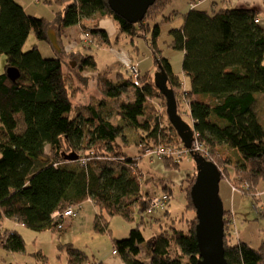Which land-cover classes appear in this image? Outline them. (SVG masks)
Masks as SVG:
<instances>
[{
  "label": "trees",
  "instance_id": "1",
  "mask_svg": "<svg viewBox=\"0 0 264 264\" xmlns=\"http://www.w3.org/2000/svg\"><path fill=\"white\" fill-rule=\"evenodd\" d=\"M52 1L62 6L56 22L27 14L16 0H0V60L2 55L6 56L5 70L0 73V220L7 217L36 231L57 230L61 221L52 217L56 210L63 211L91 198L102 211L95 216V228L105 232L110 227L103 212L133 220L135 205L150 210L151 195L141 193V184L151 173L139 164L144 159V149L159 143L182 146L184 142L168 115L158 109L155 100L161 99L167 113L166 97L150 72L140 71L136 81L126 70L114 74L111 70L96 71L97 56L84 48L112 45L109 32L99 24L100 19L108 17L117 23L119 38L124 34L130 38L133 50L140 48L136 38L145 39L157 71L162 65L169 76L178 115L210 151V156H203L219 167L221 180L226 175L221 146L226 145L236 148L241 156L235 163L227 162L236 170L232 188L249 194L251 189L261 186L264 123L257 103L258 94L264 93V28L256 21L259 19L256 9L189 8L180 23L169 30L167 46L184 52L182 72L175 73L160 46L161 22L171 21L176 14L174 11L164 15L171 0H156L144 19L136 23L116 14L108 0H47ZM96 15L98 21H87ZM77 24L82 25V32L75 41L82 47L75 52L64 46L61 33ZM51 29L56 33L61 52L49 38ZM32 32L39 41L51 44L55 57L44 58L38 45L24 50ZM85 33L91 43L84 41ZM9 67L20 71L14 80L8 76ZM89 80L95 82L103 97L92 94L88 102H74L82 85ZM186 80L190 88H186ZM183 102L185 109L180 105ZM112 118L133 130L138 141L130 142L120 135ZM132 143L136 146L132 149L134 155L129 153ZM71 152L80 155L75 160L82 163L79 170L64 165L69 162L65 155ZM107 160L122 165L118 168L100 165ZM163 161L170 170L181 167V161L171 157ZM196 176L194 162V170L186 175L183 189L188 199L186 210L192 214L186 220V228L185 223L176 224L173 219L168 229L149 240L139 226L132 228L129 237L114 239L113 250L125 264H197L198 220L190 194ZM162 180L165 182L159 177L163 192L172 194L173 187ZM250 194L258 199L257 193ZM168 203L162 209L166 218L171 217ZM257 204L262 205L260 201ZM224 222L229 264H264V239L258 248L242 240L233 243L232 236L238 233L230 209L225 208ZM1 225L0 222V245L22 251L23 236ZM142 243L147 244L150 252L148 262L140 258ZM67 253L66 262L59 264H102L70 243ZM41 258L46 264L47 258L43 255Z\"/></svg>",
  "mask_w": 264,
  "mask_h": 264
},
{
  "label": "rangeland",
  "instance_id": "2",
  "mask_svg": "<svg viewBox=\"0 0 264 264\" xmlns=\"http://www.w3.org/2000/svg\"><path fill=\"white\" fill-rule=\"evenodd\" d=\"M18 2L24 1L23 7L25 8V11L27 14L37 17H44L48 19L49 21L56 22L58 21V18L60 14L58 13L62 6L55 1L47 2V0H17ZM183 3H186L187 0H171L169 5L167 6L166 10L164 11V15H171L174 11H176V14L173 16V19L170 21H162L161 27H162V34L160 36V46L162 47V55L166 57L169 62L171 63L175 73L182 72V62L184 58V52L180 49H175L173 47L167 46V41L170 39V33L169 30L172 27H176L179 24V21L181 18H183V14L186 13L189 10V6L179 8L182 6ZM178 7V8H177ZM161 19V18H160ZM88 22L92 23L91 19L87 20ZM261 23V20L258 22ZM74 28V27H73ZM71 31L72 29H68ZM77 32L80 31V29L76 28ZM75 30V31H76ZM112 45L110 46H104V47H98L96 45H93L91 49H85V51H88L90 54H94L97 56L98 65L100 68L105 67L106 63H110L114 57L115 54H111L108 49L115 48L116 50H128L130 47L132 48L133 45L130 43V38L125 37V34L122 35L120 38L118 37V31L114 33L112 36ZM118 39V40H117ZM136 40L141 44L139 46L141 47V57L148 56L149 54V48L146 44V41L143 37L136 38ZM67 43H65L64 46H66ZM34 45H38L39 49L41 50V53L44 58H51L56 56L55 50L52 48L50 43L42 42L37 39L36 35L32 32L25 45L24 50L27 51L31 49ZM82 47V46H81ZM49 51H47V49ZM68 49H71L69 47ZM77 49H80L77 48ZM150 55V54H149ZM68 59L69 61L73 60ZM75 64L72 63L73 67L77 66V61H73ZM5 63H6V56L2 55L0 60V73H2L5 70ZM153 59L149 58L147 61L141 63V70L147 71L150 70V75L153 77L154 80H156L157 77V67L153 65ZM113 68V67H112ZM122 71V70H121ZM144 73V72H143ZM92 84L96 88L95 82L92 81ZM89 94L92 93V90L88 92ZM93 95H84L85 101L89 100ZM258 103H257V110L259 117L261 121L264 123V93L258 94ZM182 94H179V99H182ZM87 99V100H86ZM74 102L80 103L79 100H77V97L75 98ZM155 102L158 105L159 111L164 115H167L166 113V107L162 103L161 99H156ZM181 103V101L179 102ZM184 103V102H183ZM182 103V104H183ZM182 108L185 109L186 105L185 103L182 105ZM182 109V110H183ZM185 119H188V116H184ZM165 119V118H164ZM112 121H114L116 124H118V132L120 135H124L123 132L127 131L129 134H132L131 129H125L121 124L119 125V121L116 118H112ZM23 122H21V127L23 126ZM122 131V132H121ZM117 132V133H118ZM165 135V133H164ZM135 136L132 134L130 136V140H132ZM194 133H193V139L191 141V149L193 152L195 151L193 148L194 143ZM49 149V146H47ZM208 151V150H207ZM208 151V156L211 154ZM221 152H222V163L226 166V175L221 180L220 183V196L223 200L224 207L226 209H230L234 213V228L236 232L238 233L235 236H232L231 241L233 243H237L239 240L245 241L249 243L252 247L258 248L264 239V182H260L257 189H251V192L258 194V199L256 196H253L249 193H243L241 191H235L232 188V183L235 184L234 181H231L232 178L235 177L236 170L233 167V164L230 165L227 163L231 160L233 163H235L237 160L241 158L239 151L236 148L228 147L226 145L221 146ZM130 155H134V151L132 150V147L129 150ZM229 158V159H228ZM191 162H183L181 164L182 171L191 170L192 165L194 166V159L192 157ZM140 162H142V165L144 169L148 166L146 159H141ZM222 164V165H223ZM68 169H74L79 170L82 167V163L79 161H73L69 160L68 163H64ZM100 165L103 166H114L118 168L122 165L121 162H111V161H105L102 162ZM221 165V164H220ZM223 166V167H225ZM222 167V166H221ZM170 172L176 173L174 170H169ZM162 173L163 178L165 177H173V175H168L170 172ZM152 174L154 178L162 177L159 172H156L153 170ZM185 178V175H182V178ZM181 178L180 175H175L174 178L175 184L173 188V193L171 194L169 191L167 193L171 194V198L168 203V208L171 214L170 218H166L165 214L162 209L159 210H149V209H140V205H135L133 208L134 213V219L130 220L127 217H125L122 214H115L110 215L106 212H103L104 217L106 218V223H109L110 230L108 231L105 229V232L98 231L95 228V216L98 212H102L99 207H96L95 204L91 203L90 201H84L82 203L81 208L79 209V214L76 217H73L72 219H68L64 222L63 228L61 230L57 229H50V230H44V231H36L34 229H31L27 226H18L17 230L18 232L23 236V239L25 241V248L22 251H14L8 247H4L0 245V264H45L43 263V258L40 259V257L45 256L46 264H59V263H65L67 260V248L68 244H72L75 248H78L82 251H84L89 259L98 261L100 259H104L105 257L109 256L110 253L113 250L114 245V239H125L129 237L130 230L134 227L139 226L142 230L144 236L146 239H151L152 236L157 235L164 229H168L171 224H173V219L176 220V224H183L187 223V218L191 217L192 214H190L189 210H186L188 199L183 193L181 192V186L180 181L178 178ZM186 179V178H185ZM157 182H152L150 187L152 188V191H156L159 194V190H162L163 185L161 182H159V178L157 179ZM163 181V180H162ZM150 182V180H147L143 184H141V193H145L146 188L145 184ZM164 182V181H163ZM145 188V189H144ZM159 189V190H158ZM260 189V190H259ZM155 193V192H154ZM164 193V192H163ZM147 198L149 197L146 196ZM92 200L91 198H89ZM261 202L262 205H258V202ZM97 210V211H96ZM70 220H74L73 224L67 228V224ZM182 220V221H181ZM8 223H12L11 221H8L5 225L8 227ZM13 225H15L13 223ZM66 228V229H65ZM235 232V231H232ZM141 247V255L140 258L148 262L150 258V252L148 250L147 244L142 243L140 245Z\"/></svg>",
  "mask_w": 264,
  "mask_h": 264
},
{
  "label": "water",
  "instance_id": "3",
  "mask_svg": "<svg viewBox=\"0 0 264 264\" xmlns=\"http://www.w3.org/2000/svg\"><path fill=\"white\" fill-rule=\"evenodd\" d=\"M156 0H108L111 9L125 20L136 23L144 19L149 8ZM49 38L53 46L61 52L56 33L49 30ZM75 64V62H73ZM157 72L156 86L166 97L167 115L178 130L184 145L191 147L192 129H188L177 113L178 103L172 87L169 86V76L162 65ZM11 79H16L20 71L16 67L7 70ZM196 163L197 176L191 187V198L196 209V238L200 250L197 264H229L225 255V222L224 203L220 196L221 171L219 167L198 152H191ZM80 155L71 152L65 155L67 160H78Z\"/></svg>",
  "mask_w": 264,
  "mask_h": 264
},
{
  "label": "crops",
  "instance_id": "4",
  "mask_svg": "<svg viewBox=\"0 0 264 264\" xmlns=\"http://www.w3.org/2000/svg\"><path fill=\"white\" fill-rule=\"evenodd\" d=\"M179 1L180 0H178V2ZM19 3L21 5H23L24 1H21ZM185 5H186V3H183L182 6L179 7V8H183V7H185ZM186 6H189V8L194 6L196 8L204 9V10L210 9V8H213V7H222V6H225V7H244V6L245 7H251V8H254V9H256L258 11V17L261 20L262 26L264 28V0H187V5ZM91 20H92V23L98 21V16L96 15V16L92 17ZM180 21H179V23H180ZM99 24H100V26L103 29H105V30H107L109 32L110 36H112L114 33H116L118 31L117 23L112 18L108 17V18L100 19L99 20ZM76 28L80 29V31L77 32ZM68 29H72V30L69 31ZM63 32L64 33H61V39H62L63 43L64 44L67 43L68 45L66 44V46L71 47L72 50L75 51V52L81 50L82 44L81 43L77 44L75 40L77 38H79L80 35H81L82 25L77 24V25L69 26L66 29H64ZM139 44H141V43L139 42ZM79 47H80V49H77ZM47 51H49V50L47 49ZM108 51L111 54H115L116 56L114 57V59L110 63H106L105 67H103V68L99 67L98 61H97V70L96 71H98V70H111V72H112L111 74H114L115 72H117L119 70L125 71L126 67H127V64L136 63L138 65L141 73L150 72L149 69L147 71H142L141 68H140L142 62H145V61H147V59H149V58L151 59L152 58V56H151L152 53L150 51V48H149V51H150L149 54L150 55L148 54V56H145V53H144V57H141V53H140L141 52V47L138 48V49H135V50H133V47L132 48L130 47L127 51L126 50L118 51V50H116L113 47V48L108 49ZM82 86H83V89L78 92V96H77V100H79V102H80L79 104H83V103L89 101L87 99H86L87 101H85V99H84V95L85 94H87V95L95 94L99 98L103 97L102 94L99 93L97 86H96V88L94 87V85L92 84L91 80H89L86 83V85H82ZM186 86H187L186 88H190L188 81H187ZM91 90H92V93L89 94L88 92H90ZM119 122L121 123V126H123L125 129H129L128 127H126L124 125L123 122H121V121H119ZM131 132L135 136L132 140L129 139L132 134H129V132H127V131H124L123 134L127 137V139L130 142L138 141V136L136 135V133L134 131H131ZM133 144L134 143H132V145H131L132 149H136V146L133 145ZM144 159H146L147 164H148V166L146 168H148V170L151 171V173H148V175H147L148 176V180H150V182L145 184L146 188H150V189H145V188L144 189H145V193L147 192L148 194L152 195L154 192L155 193H158V192L152 191V188L150 187V185L152 184V182H157L158 181L157 179L159 178V177L158 178H156V177L154 178V176L152 175V174H154L153 170H155L156 172H159L161 174V176H162V173L160 171H162L163 173H167V172H170L169 171L170 169L166 168L165 163L163 161L164 159H157V158L151 159L150 157H146V156H144ZM186 161L187 162H191L192 160L189 159V158H184V159L181 160V164L183 162H186ZM139 164H140L141 167L143 166L142 162H140ZM144 170H146V169H144ZM173 170L176 173L170 172L168 175H171V176L173 175V177L169 176V177L163 178L165 180L164 183H166L169 186H172L174 188L175 181H177V180H175L174 176L175 175H180L181 178L179 177L178 179L181 182L180 183L181 192L183 191V193H185V191L183 190L184 186H185V178H186L187 174L193 172L194 166L192 165V169L191 170H186V171H182V168L173 169ZM182 175H185V178H184V176L182 178ZM146 181H144V182H146ZM159 193H161V190H159ZM85 201H90L91 203L95 204L93 202V200H90V199H87ZM96 207H98V206H96ZM8 221L12 222V223H8V225H9L8 228H11L13 230H17L18 226H21V227L23 226L21 223H18V222H16L13 219L5 217L4 219L0 220V222L2 223L1 228H4V227L6 228L5 225L7 224ZM73 221L74 220H70L68 222L67 228H69V226H71L74 223ZM13 223L15 225H13ZM99 261H101L102 264H125L124 261L121 259V257L118 254H113L112 252L110 253L109 256L105 257L104 259L98 260V262Z\"/></svg>",
  "mask_w": 264,
  "mask_h": 264
},
{
  "label": "built area",
  "instance_id": "5",
  "mask_svg": "<svg viewBox=\"0 0 264 264\" xmlns=\"http://www.w3.org/2000/svg\"><path fill=\"white\" fill-rule=\"evenodd\" d=\"M257 22L260 21V19H256ZM84 41L91 43V39L89 38V35L87 33L84 34ZM127 73L129 75H132L133 78L137 81L138 76L140 74V69L136 63H129L126 67ZM194 143L193 148L194 152H198L204 156H208L207 149L202 145V143L199 141L197 134L194 135ZM191 152L192 150L187 148L185 145L182 146H176L172 144H164L159 143L152 147H148L144 149V156L150 157L151 159L157 158V159H166L168 157H171L174 161H181L184 158H191ZM171 198V194L164 192V193H153L148 199H149V207L151 210H157V209H163L167 203L169 202ZM82 203L73 205L68 207L65 210H56L52 217L53 219L57 221H61L58 223V229H62L64 222L70 218L76 217L79 214V209L81 208ZM113 254H117L116 250L112 251ZM85 264H95L91 262H86Z\"/></svg>",
  "mask_w": 264,
  "mask_h": 264
},
{
  "label": "clouds",
  "instance_id": "6",
  "mask_svg": "<svg viewBox=\"0 0 264 264\" xmlns=\"http://www.w3.org/2000/svg\"><path fill=\"white\" fill-rule=\"evenodd\" d=\"M190 159H192V154H191V158Z\"/></svg>",
  "mask_w": 264,
  "mask_h": 264
}]
</instances>
